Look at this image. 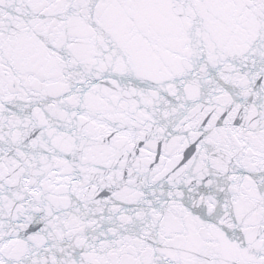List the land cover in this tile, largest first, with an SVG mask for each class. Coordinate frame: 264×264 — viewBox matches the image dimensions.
<instances>
[{
	"label": "water",
	"instance_id": "water-1",
	"mask_svg": "<svg viewBox=\"0 0 264 264\" xmlns=\"http://www.w3.org/2000/svg\"><path fill=\"white\" fill-rule=\"evenodd\" d=\"M0 264H264V0H0Z\"/></svg>",
	"mask_w": 264,
	"mask_h": 264
}]
</instances>
